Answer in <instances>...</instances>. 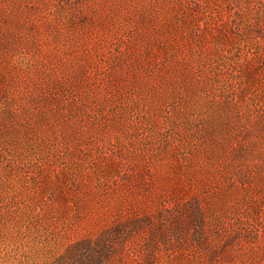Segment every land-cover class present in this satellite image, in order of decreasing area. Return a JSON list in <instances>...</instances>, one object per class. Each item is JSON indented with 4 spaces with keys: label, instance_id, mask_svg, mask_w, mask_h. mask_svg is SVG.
Wrapping results in <instances>:
<instances>
[{
    "label": "rangeland",
    "instance_id": "obj_1",
    "mask_svg": "<svg viewBox=\"0 0 264 264\" xmlns=\"http://www.w3.org/2000/svg\"><path fill=\"white\" fill-rule=\"evenodd\" d=\"M0 264H264V0H0Z\"/></svg>",
    "mask_w": 264,
    "mask_h": 264
}]
</instances>
